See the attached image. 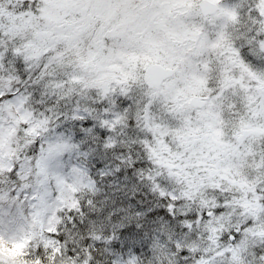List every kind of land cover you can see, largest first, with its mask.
I'll return each mask as SVG.
<instances>
[{
    "label": "snow or ice",
    "instance_id": "6c2138e0",
    "mask_svg": "<svg viewBox=\"0 0 264 264\" xmlns=\"http://www.w3.org/2000/svg\"><path fill=\"white\" fill-rule=\"evenodd\" d=\"M0 264H264V0H0Z\"/></svg>",
    "mask_w": 264,
    "mask_h": 264
}]
</instances>
